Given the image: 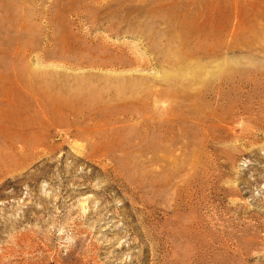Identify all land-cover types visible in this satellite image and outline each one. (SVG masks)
<instances>
[{
  "label": "rangeland",
  "instance_id": "rangeland-1",
  "mask_svg": "<svg viewBox=\"0 0 264 264\" xmlns=\"http://www.w3.org/2000/svg\"><path fill=\"white\" fill-rule=\"evenodd\" d=\"M0 264H264V0H0Z\"/></svg>",
  "mask_w": 264,
  "mask_h": 264
}]
</instances>
